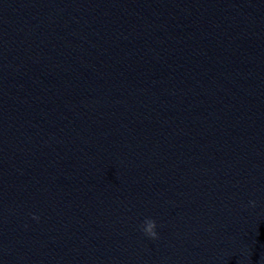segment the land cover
<instances>
[{
    "label": "clouds",
    "instance_id": "clouds-1",
    "mask_svg": "<svg viewBox=\"0 0 264 264\" xmlns=\"http://www.w3.org/2000/svg\"><path fill=\"white\" fill-rule=\"evenodd\" d=\"M250 203L252 204V206L255 205L254 201H252ZM33 219L38 220L39 217L33 216ZM156 229H157V224H156L155 220L150 219V218H146L144 220L143 225H142V231L144 232V234L147 237H149L151 239H157L158 238V233H157Z\"/></svg>",
    "mask_w": 264,
    "mask_h": 264
}]
</instances>
